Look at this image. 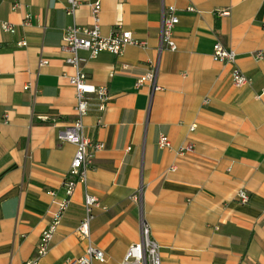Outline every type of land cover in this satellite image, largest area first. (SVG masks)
<instances>
[{
  "label": "crops",
  "instance_id": "obj_1",
  "mask_svg": "<svg viewBox=\"0 0 264 264\" xmlns=\"http://www.w3.org/2000/svg\"><path fill=\"white\" fill-rule=\"evenodd\" d=\"M78 1L73 18L67 0H19L15 11L13 0H0V264L33 257L54 201L65 197L76 146L59 133L76 120V98L60 46L68 27L91 25L96 1L103 37L129 31L143 45L127 46L119 57L80 53L87 80L109 92L103 125L96 126L93 106L83 118V136L104 148L88 149L86 187L76 185L38 264L85 255L88 242L77 228L86 192L105 208L94 209L90 223V242L105 256L93 264H122L141 240V221L160 247L161 264H264V0ZM170 6L179 18L177 49L159 55L162 11ZM26 15L29 27L22 25ZM5 22L14 34L2 31ZM22 40L25 47L17 45ZM216 42L236 53L249 85L234 88L230 67L213 61ZM40 58L48 64L39 67ZM157 61L162 91L150 97V86L135 82ZM161 133L174 149L191 142L193 153L159 150ZM238 191L248 194L247 204Z\"/></svg>",
  "mask_w": 264,
  "mask_h": 264
},
{
  "label": "built area",
  "instance_id": "obj_2",
  "mask_svg": "<svg viewBox=\"0 0 264 264\" xmlns=\"http://www.w3.org/2000/svg\"><path fill=\"white\" fill-rule=\"evenodd\" d=\"M11 7L15 11L21 7L19 0H13ZM69 6L66 9V14L74 18L75 12L79 6L78 0H67ZM91 25L88 27H80L76 24L68 27L63 35L60 50L68 56L65 58V64L73 69L72 74H65L63 77L75 91L76 105L74 108L76 120L69 127H66L59 133V140L63 142L73 143L76 146V153L72 160L67 177L63 183L65 197L61 200H55V211L52 213L51 220L40 235L36 245L33 257L28 259L24 264H38L44 258L50 249L54 235L61 224L62 217L67 210L71 196L77 184H82L86 187L87 171L91 163V154L88 149L100 151L104 148L102 143H91L83 136V118L87 115L90 108L95 107L99 116L96 120V126H102V114L105 112L108 101L110 100L107 87H97L91 84L83 72V64L85 59L80 56V53H87L89 59H96L101 53H108L119 57L127 46H142L143 43L136 41L131 32L118 30L109 37H103L100 32L101 26V3L94 2L90 6ZM193 11V9H189ZM221 16L228 15L227 12H221ZM31 17L26 15L22 25L30 26ZM179 23V18L176 9L172 6L163 8L162 20L159 33L158 54L163 50L174 52L176 51V43L174 40V30ZM1 29L5 33H15L14 25L11 23H2ZM19 47H25L26 42L20 41L17 44ZM258 59L262 58L261 53H257ZM212 59L214 62L229 66L231 69L230 78L234 88H242L250 84V80L240 71L237 66L236 53L224 47L220 42L213 45ZM48 64L46 60L39 59L38 66L44 67ZM158 61L151 67L150 71L136 79L135 87L140 89L145 85H149L151 89L150 97L154 92L162 91V88L157 85ZM25 90H30V86H26ZM33 94L36 93V87L32 88ZM264 94V91H263ZM204 103H208L205 100ZM195 126L190 127L193 131ZM157 147L162 151H174L178 156H185L194 151V145L187 142L184 145L174 149L169 138L165 134H159L157 139ZM49 195L55 197L53 192ZM236 198L241 204H247L249 196L244 191H238ZM100 207L98 199L87 192L84 196V217L80 222L77 233L82 240L88 242L85 255L76 260L67 261V264H93L94 261L103 263L105 261L104 253L93 246L90 242V223L94 219L93 210ZM141 240L138 244L129 247L122 264H161L160 247L150 237V229L146 223L141 221L140 225Z\"/></svg>",
  "mask_w": 264,
  "mask_h": 264
}]
</instances>
